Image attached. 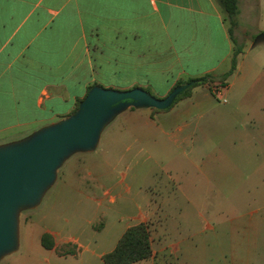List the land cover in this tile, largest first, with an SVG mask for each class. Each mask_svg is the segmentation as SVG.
I'll return each instance as SVG.
<instances>
[{
  "label": "crops",
  "instance_id": "0c3cea01",
  "mask_svg": "<svg viewBox=\"0 0 264 264\" xmlns=\"http://www.w3.org/2000/svg\"><path fill=\"white\" fill-rule=\"evenodd\" d=\"M237 6L234 31L261 11L264 0H237ZM228 29L218 0H0V144L65 119L89 87L118 82L111 76L125 75L118 84L127 83L124 90L139 87L163 98L178 82L228 73L236 51L235 32L230 37ZM252 42L247 51L264 40ZM246 55H238L237 82L225 83L224 108L212 104L215 82L193 88L166 111L128 109L125 121L158 131L212 112V124L239 130L226 134L235 148L226 153L234 176L247 194L264 196V49L249 65H243ZM249 180L256 186L248 187ZM246 225L251 237L252 225ZM254 226L264 230V216ZM62 243L81 249L77 240L54 239L50 252L58 258L76 257L56 255Z\"/></svg>",
  "mask_w": 264,
  "mask_h": 264
},
{
  "label": "rangeland",
  "instance_id": "374dc122",
  "mask_svg": "<svg viewBox=\"0 0 264 264\" xmlns=\"http://www.w3.org/2000/svg\"><path fill=\"white\" fill-rule=\"evenodd\" d=\"M263 29L264 7L233 30L236 50L247 54L243 65L264 49L261 43L247 51ZM239 62L228 72L227 85L237 82ZM110 79L118 82L103 88L128 87L118 85L125 75ZM222 87V99L228 102ZM212 95L213 105L226 106ZM126 112L104 129L92 152L75 153L63 163L37 208L21 212L18 249L0 264H103L101 255L140 223L148 226L154 254L135 264H264V230L254 226L263 219L264 196L247 194L226 162V153L235 152L226 134L238 135L239 130L226 131L222 121L212 124V112L205 111L175 126L143 131L129 126ZM256 182L249 180L248 187ZM50 231L60 234H51L58 242L77 240L79 250L62 243L54 251L59 257H76L58 258L44 250L40 238Z\"/></svg>",
  "mask_w": 264,
  "mask_h": 264
},
{
  "label": "water",
  "instance_id": "95a60500",
  "mask_svg": "<svg viewBox=\"0 0 264 264\" xmlns=\"http://www.w3.org/2000/svg\"><path fill=\"white\" fill-rule=\"evenodd\" d=\"M263 40L264 33L259 34L252 47ZM193 83L175 87L160 99L139 87L116 91L95 85L65 119L0 144V261L18 249L21 212L40 205L70 156L92 152L104 129L128 109L167 110Z\"/></svg>",
  "mask_w": 264,
  "mask_h": 264
},
{
  "label": "trees",
  "instance_id": "16d2710c",
  "mask_svg": "<svg viewBox=\"0 0 264 264\" xmlns=\"http://www.w3.org/2000/svg\"><path fill=\"white\" fill-rule=\"evenodd\" d=\"M218 5L222 9L225 15V20L229 25V35L232 36L233 30L236 26L235 18L238 13L237 0H218ZM242 53V50H236L231 62V70L233 71L237 65L238 55ZM229 73H226L219 77L212 75H205L197 79H189L185 82H178L175 87L183 86L194 82L185 91L179 94L172 105L167 109L169 110L177 101L182 98L188 97L191 90L197 86L211 85L212 83L218 82L225 86L226 79ZM93 87V86H92ZM89 87V90L92 88ZM147 91V89H146ZM149 92V90L147 91ZM81 101H78V105ZM76 107V110L78 108ZM132 109V108H130ZM154 111H158L153 109ZM166 111V110H164ZM40 245L44 250L50 251L54 248L53 237L49 233H43L40 238ZM152 255L150 232L148 226L145 223H140L131 226L125 230L120 239L118 240L115 248L101 257L103 264H135L144 260H147Z\"/></svg>",
  "mask_w": 264,
  "mask_h": 264
},
{
  "label": "built area",
  "instance_id": "2783aa9c",
  "mask_svg": "<svg viewBox=\"0 0 264 264\" xmlns=\"http://www.w3.org/2000/svg\"><path fill=\"white\" fill-rule=\"evenodd\" d=\"M211 89H212L213 93H214L215 95H217L220 99L223 98V94H222V89H223V87L220 86V84H215V85H213ZM222 101H223L224 103L226 102V100H224V99H222Z\"/></svg>",
  "mask_w": 264,
  "mask_h": 264
}]
</instances>
